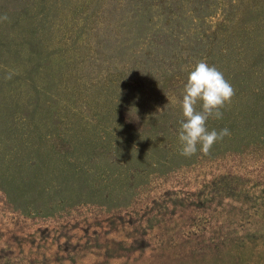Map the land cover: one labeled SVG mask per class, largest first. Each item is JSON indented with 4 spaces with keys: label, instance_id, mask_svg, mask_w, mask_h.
I'll return each mask as SVG.
<instances>
[{
    "label": "rangeland",
    "instance_id": "obj_1",
    "mask_svg": "<svg viewBox=\"0 0 264 264\" xmlns=\"http://www.w3.org/2000/svg\"><path fill=\"white\" fill-rule=\"evenodd\" d=\"M200 61L230 135L185 157ZM0 264H264V0H0Z\"/></svg>",
    "mask_w": 264,
    "mask_h": 264
},
{
    "label": "clouds",
    "instance_id": "obj_2",
    "mask_svg": "<svg viewBox=\"0 0 264 264\" xmlns=\"http://www.w3.org/2000/svg\"><path fill=\"white\" fill-rule=\"evenodd\" d=\"M11 75L12 73H9L6 79H11ZM234 95L233 86L215 66H210L205 61L194 65L184 85L180 102L183 117L178 130L181 155L191 157L198 150L208 154L218 140L230 135L227 128L219 132L214 129L209 131L206 122L209 118L221 119V109L231 103Z\"/></svg>",
    "mask_w": 264,
    "mask_h": 264
},
{
    "label": "trees",
    "instance_id": "obj_3",
    "mask_svg": "<svg viewBox=\"0 0 264 264\" xmlns=\"http://www.w3.org/2000/svg\"><path fill=\"white\" fill-rule=\"evenodd\" d=\"M48 113V112H46ZM47 115V114H46ZM32 118L30 117L31 121L33 120L34 113L31 114ZM43 125H50L52 126L53 124L56 125V127H59V122L57 123H51V120H49V118H47V116L44 115V117L40 120ZM53 127V126H52ZM61 136V134H59ZM78 143V139L75 140V145H77ZM76 161V160H75ZM80 165V166H79ZM77 165V167L79 168V170H75L76 167H74V169L71 170H65L64 173L70 176H74V177H79L82 179H87L88 175L92 174V172L90 171V169L85 168L84 166H82L81 164ZM30 167H33V165H30ZM43 169V168H42Z\"/></svg>",
    "mask_w": 264,
    "mask_h": 264
}]
</instances>
